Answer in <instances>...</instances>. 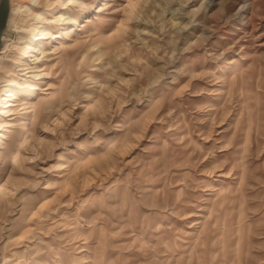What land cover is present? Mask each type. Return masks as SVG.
I'll use <instances>...</instances> for the list:
<instances>
[{"label": "rangeland", "instance_id": "1", "mask_svg": "<svg viewBox=\"0 0 264 264\" xmlns=\"http://www.w3.org/2000/svg\"><path fill=\"white\" fill-rule=\"evenodd\" d=\"M39 1L0 264H264V0Z\"/></svg>", "mask_w": 264, "mask_h": 264}, {"label": "bare ground", "instance_id": "2", "mask_svg": "<svg viewBox=\"0 0 264 264\" xmlns=\"http://www.w3.org/2000/svg\"><path fill=\"white\" fill-rule=\"evenodd\" d=\"M39 3V0H27V3L19 4L16 9L11 5V11H13V13H15L16 15L22 16L24 14H33L37 19L36 21L29 24L22 23L20 22V19H18V16L11 17L10 21H13L22 32L30 31L35 36V38H46L48 36L52 37L53 34L51 31L44 30V27L46 24H48V21L42 19L40 20L41 14L37 13L35 10ZM18 43L23 44L18 48V56L13 59L11 63H9V65L11 64L10 66L6 65L4 68H1L2 55H0V68L5 71L6 76L8 77L6 78L5 83L0 88V130L3 131V133L0 135V148L2 146L15 148V150H13L10 155V157L15 162L19 161L23 155L24 138H26V136L30 132L31 126L28 122H26L23 126V129L18 132L15 143L12 144V141H10V139L15 133L18 123L15 120L4 121V118H6L7 113H9L7 115H12L15 113L14 110H16V108L14 107V105H16L18 91H23L22 89H25V86H29L31 87V91L29 90V95H33V93L37 89H39V86L36 83L34 84L33 82H31L32 78H36V75L34 73H31L32 71H34V67H22V61L27 56H29V54H31L34 49L35 43L26 41ZM3 51L4 50H2L1 54L3 53ZM22 80H24L25 82H23ZM24 109L25 113H27V107H24ZM7 161L8 155L4 154L0 150V176L4 171L2 164L5 165Z\"/></svg>", "mask_w": 264, "mask_h": 264}, {"label": "water", "instance_id": "3", "mask_svg": "<svg viewBox=\"0 0 264 264\" xmlns=\"http://www.w3.org/2000/svg\"><path fill=\"white\" fill-rule=\"evenodd\" d=\"M10 12V0H0V50L3 44L4 33L8 27Z\"/></svg>", "mask_w": 264, "mask_h": 264}]
</instances>
